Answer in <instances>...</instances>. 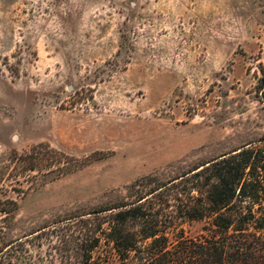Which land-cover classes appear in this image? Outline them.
<instances>
[{"label": "rangeland", "instance_id": "374dc122", "mask_svg": "<svg viewBox=\"0 0 264 264\" xmlns=\"http://www.w3.org/2000/svg\"><path fill=\"white\" fill-rule=\"evenodd\" d=\"M251 143L264 147V0H0L7 239Z\"/></svg>", "mask_w": 264, "mask_h": 264}, {"label": "trees", "instance_id": "16d2710c", "mask_svg": "<svg viewBox=\"0 0 264 264\" xmlns=\"http://www.w3.org/2000/svg\"><path fill=\"white\" fill-rule=\"evenodd\" d=\"M17 205L0 199V264H102L94 254L103 245L123 264H264V147L255 143L164 181L150 175L99 210L7 239ZM193 223L202 224L197 236L186 234Z\"/></svg>", "mask_w": 264, "mask_h": 264}]
</instances>
